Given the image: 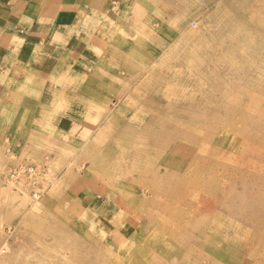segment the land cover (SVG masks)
I'll use <instances>...</instances> for the list:
<instances>
[{
	"label": "rangeland",
	"instance_id": "1",
	"mask_svg": "<svg viewBox=\"0 0 264 264\" xmlns=\"http://www.w3.org/2000/svg\"><path fill=\"white\" fill-rule=\"evenodd\" d=\"M107 1L26 62L0 0V264H264V0Z\"/></svg>",
	"mask_w": 264,
	"mask_h": 264
},
{
	"label": "crops",
	"instance_id": "2",
	"mask_svg": "<svg viewBox=\"0 0 264 264\" xmlns=\"http://www.w3.org/2000/svg\"><path fill=\"white\" fill-rule=\"evenodd\" d=\"M105 4H108L107 0H67L64 6L62 4L56 5L55 0H26L20 16V23L25 28V36H15V38L23 39L26 43V62L31 57L27 55L31 51H36L39 47L49 50V53L52 54L47 55L46 52L44 53L50 58L53 53L68 52L69 47L75 48L78 43H71V40H73V33L77 32L73 29L76 17L78 18V15L85 14L89 20L93 17V13L103 11ZM7 31L13 33V28L7 26L3 32L6 33ZM6 34L9 35L8 33ZM86 46L88 49L100 46V42H89L86 43ZM69 56L65 55L63 58H68ZM70 60V57L68 60L62 59L60 65H57V70H63V66L66 64L70 65L72 63ZM75 65L80 67L79 62L75 63ZM40 108H37V112H39Z\"/></svg>",
	"mask_w": 264,
	"mask_h": 264
},
{
	"label": "bare ground",
	"instance_id": "3",
	"mask_svg": "<svg viewBox=\"0 0 264 264\" xmlns=\"http://www.w3.org/2000/svg\"><path fill=\"white\" fill-rule=\"evenodd\" d=\"M116 147V146H115ZM151 148H149V147H146V146H144V147H142V148H140V151H148V150H150ZM120 152H122V153H127V154H130V153H136V156H140V157H142L141 156V154L139 153V150L137 149V150H135V151H133V148L132 147H130V148H127V149H123V148H121L120 149ZM147 156H152V155H150V154H147L145 157H147ZM142 165V169L141 170H145V171H147L149 168H148V165L145 163H143V164H141ZM136 170H138V169H136ZM131 185H133V183H132V181H131ZM152 195V194H151ZM153 196V195H152ZM193 227H194V225H193ZM172 228H174V229H176L175 227H172ZM194 229H195V227H194ZM222 236V234L217 230V231H213L212 233H211V235L209 236V237H206V238H204V239H202V240H199L201 243H199V245L197 246V243H195V244H193L192 245V248H196L197 250L199 249V246L200 245H203V243H205L206 245H208L209 246V244H208V242H211V244L212 243H214V241H212L213 239H216V238H220ZM225 237V236H224ZM158 238L157 237H155V240H157ZM225 239V238H224ZM165 242V241H164ZM161 244V241H157V242H155V243H153V245L157 248L159 245ZM196 245V246H195ZM192 251H193V249H192ZM206 255V257L207 258H209L210 257V255L211 254H205ZM186 256V255H185ZM211 256H213V255H211ZM214 258H215V256H214ZM196 261V260H195Z\"/></svg>",
	"mask_w": 264,
	"mask_h": 264
},
{
	"label": "built area",
	"instance_id": "4",
	"mask_svg": "<svg viewBox=\"0 0 264 264\" xmlns=\"http://www.w3.org/2000/svg\"><path fill=\"white\" fill-rule=\"evenodd\" d=\"M33 170H34L33 168L30 169V168H22L21 167V168L17 169L16 171H10L8 176L10 179H14V180L17 177H19L20 175H26V174H32V177H33V174H34ZM33 184L34 183L32 182V185Z\"/></svg>",
	"mask_w": 264,
	"mask_h": 264
}]
</instances>
